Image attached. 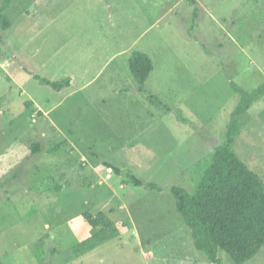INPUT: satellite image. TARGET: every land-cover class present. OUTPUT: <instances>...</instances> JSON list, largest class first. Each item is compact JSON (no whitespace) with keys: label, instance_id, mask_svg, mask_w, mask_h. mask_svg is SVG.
I'll list each match as a JSON object with an SVG mask.
<instances>
[{"label":"rangeland","instance_id":"obj_1","mask_svg":"<svg viewBox=\"0 0 264 264\" xmlns=\"http://www.w3.org/2000/svg\"><path fill=\"white\" fill-rule=\"evenodd\" d=\"M196 1L14 0L6 10L0 264H215L194 247L169 186L198 187L239 101L231 82L264 83V0ZM134 50L153 63L143 91L128 66ZM34 74L70 82L54 90ZM240 123L232 146L264 182V95ZM50 175L59 194L38 187ZM98 211L116 233L87 248L95 230L83 213ZM242 264H264V245Z\"/></svg>","mask_w":264,"mask_h":264},{"label":"trees","instance_id":"obj_2","mask_svg":"<svg viewBox=\"0 0 264 264\" xmlns=\"http://www.w3.org/2000/svg\"><path fill=\"white\" fill-rule=\"evenodd\" d=\"M13 1L2 0L0 4L2 30L11 25L6 10ZM128 66L138 90L143 91L145 82L153 71L150 56L134 50L129 57ZM33 76L54 90H61L70 82L69 78L50 80L37 74ZM231 87L239 94V101L231 113L225 140L214 148L212 162L206 168L198 187L190 192L179 185L169 186L175 208L191 230L194 247L215 264H222L219 250L226 252L236 264H242L257 255L264 245V182L232 146L241 128L240 117L263 97L264 83L252 90H246L234 82H231ZM25 104L30 106L29 103ZM30 149L33 154L40 152V143H31ZM101 163L114 174H125L135 186L162 189L153 182H145L130 169H121L108 161ZM38 187L42 191L59 194L62 185L50 175L42 179ZM83 217L95 230L91 237L82 241L81 244L85 247L91 248L98 242L106 241L108 234L115 235V223L104 211L96 214L85 212ZM121 224L123 227L127 226L126 221Z\"/></svg>","mask_w":264,"mask_h":264},{"label":"crops","instance_id":"obj_3","mask_svg":"<svg viewBox=\"0 0 264 264\" xmlns=\"http://www.w3.org/2000/svg\"><path fill=\"white\" fill-rule=\"evenodd\" d=\"M32 105H35V106H37L38 108H40V106H38V104L37 103H35V102H33L32 101ZM40 143V142H39ZM112 220H114V219H112ZM127 222V227H129V222L128 221H126Z\"/></svg>","mask_w":264,"mask_h":264}]
</instances>
